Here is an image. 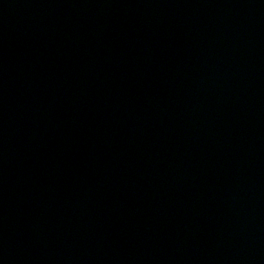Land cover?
I'll list each match as a JSON object with an SVG mask.
<instances>
[{"label": "water", "instance_id": "obj_1", "mask_svg": "<svg viewBox=\"0 0 264 264\" xmlns=\"http://www.w3.org/2000/svg\"><path fill=\"white\" fill-rule=\"evenodd\" d=\"M0 264H264V0H0Z\"/></svg>", "mask_w": 264, "mask_h": 264}]
</instances>
